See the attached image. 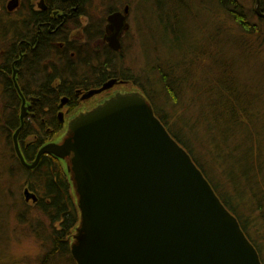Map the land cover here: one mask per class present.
Wrapping results in <instances>:
<instances>
[{
    "label": "trees",
    "instance_id": "1",
    "mask_svg": "<svg viewBox=\"0 0 264 264\" xmlns=\"http://www.w3.org/2000/svg\"><path fill=\"white\" fill-rule=\"evenodd\" d=\"M21 1L24 12L17 25L0 19V232L2 217L10 215L17 203L4 181L6 174L8 179L19 178L23 187L35 194L33 210L48 222V238L35 230L37 238L42 237V242L49 243L40 264H75L69 246L73 229L79 223V213L69 176L63 162L50 155L42 156L34 169L20 165L13 136L21 125L22 100L11 76L14 68L20 72L18 88L24 100L31 102L17 137L25 162L31 164L38 151L62 131L56 118L57 105L66 92L54 82L63 77L64 81H77L83 67L89 66L92 60H85L80 66L70 60L65 70L58 69V50L54 49L55 53L46 57L45 49L52 47L50 43L48 47L43 44L46 42L43 33L37 35L33 31L32 54L19 62L18 49L26 48L27 23L34 21L35 30L48 14L61 9L59 4L74 2L45 0L47 9L43 12L30 6L37 0ZM219 4L235 18L240 29H234L237 37L253 38L264 32V25L258 28L248 21L237 0H221ZM186 6L176 0L152 2L144 16V31L150 35L144 54L145 67L136 74L127 70L125 77L144 95L169 134L189 153L264 264V109L260 106L259 111L255 109L249 83L240 81L242 66L249 64L252 53L257 51V41H251L249 48L245 40L239 47L226 28L218 31L216 27L215 32L208 33L207 40H191L188 53L177 52L176 46L185 33L183 15L193 11ZM260 7L264 8V0H260ZM149 10L159 12L158 22L155 19L154 24L148 22ZM200 34L202 39L206 37L202 27ZM239 48L242 51L237 53ZM115 61L112 59L113 69L119 70L120 65ZM255 88L264 105V90ZM23 212L18 211V216Z\"/></svg>",
    "mask_w": 264,
    "mask_h": 264
},
{
    "label": "water",
    "instance_id": "2",
    "mask_svg": "<svg viewBox=\"0 0 264 264\" xmlns=\"http://www.w3.org/2000/svg\"><path fill=\"white\" fill-rule=\"evenodd\" d=\"M18 5L10 0L7 12ZM254 12L264 18L260 0ZM108 21L114 30L109 46L118 51L124 17L115 13ZM13 80L22 100L21 125L13 136L19 162L34 169L43 155L65 161L79 213L69 246L75 264H261L237 219L141 92L116 93L79 113L29 165L17 142L29 105L14 75ZM23 196L37 200L27 189Z\"/></svg>",
    "mask_w": 264,
    "mask_h": 264
},
{
    "label": "flooded vegetation",
    "instance_id": "3",
    "mask_svg": "<svg viewBox=\"0 0 264 264\" xmlns=\"http://www.w3.org/2000/svg\"><path fill=\"white\" fill-rule=\"evenodd\" d=\"M62 1L64 2V0ZM73 1V3L67 5L59 4L62 10H55L51 14H48V17L42 22L40 21L41 23L38 27H35V30L33 29L34 21H29L25 28V34L28 36L24 40L26 48L24 50L18 49L16 57L19 62H22L23 58L27 59L32 54L31 51L33 46L31 34L35 31L37 35L43 33V37H46V42L43 44H47V46H44L48 47L50 43L52 47V49H45L44 53L46 57L52 56L53 53H55L54 49L58 50V69L64 68L65 70L70 60L77 63L79 66L84 65L85 60H92L90 63L91 69L83 70L79 74L80 79L77 81L71 79L64 81L63 77L61 79L58 78L56 82H54L56 86L64 89L66 92V95L60 99L57 105L56 118L59 121L58 114L61 113L63 123L60 124L62 130L64 124L66 122L68 123L79 113L95 108L117 92L122 93L121 91H123L124 88H128L127 85L129 82L117 73L118 70L113 69L112 59H116L115 63H119L120 65L119 70L123 71L122 59L126 57L123 44L127 40L130 41L134 39L133 27L131 24L133 11L132 0H120L119 6H113L109 3L115 0ZM105 2L109 3L107 4L108 10L104 8V11L99 15L101 12L100 8L102 9V7L105 6ZM21 4L22 1L19 0L18 8L21 7ZM30 6L37 11L44 12L47 9L45 0L31 2ZM16 10L17 8L13 12H16ZM105 11L106 13H104ZM260 12L264 13V8L260 7ZM115 13H119L124 17L122 29L117 36L120 45V50L118 51L112 50L109 46V39L114 35V30L110 28L108 17ZM255 15L257 16L256 13ZM257 17L260 20H264V18ZM140 29H144V21L142 27L141 23L138 26V30ZM51 38L53 40H51ZM102 64H106L107 66L102 67ZM18 73L20 72L14 68L11 78L13 79L14 75L16 83H18ZM62 73L64 74L65 72L62 71ZM111 80L116 81L111 89L88 96V93L99 91ZM12 82L14 85V80ZM124 91H126L124 93L130 92L127 90ZM25 102L30 108V100L25 99Z\"/></svg>",
    "mask_w": 264,
    "mask_h": 264
},
{
    "label": "rangeland",
    "instance_id": "4",
    "mask_svg": "<svg viewBox=\"0 0 264 264\" xmlns=\"http://www.w3.org/2000/svg\"><path fill=\"white\" fill-rule=\"evenodd\" d=\"M9 1L10 0H0V19H8L13 22H17L15 23V25H17L19 20L21 19V14L24 8L20 7L19 9L17 7L16 12L8 13L6 10V5ZM153 1L154 0H132L133 11L131 24L134 32V39L130 41L127 40L123 44L126 57H124L125 59H122V66L124 70H128L134 74L142 71L146 64L144 54L145 48L147 51V44L149 42L148 39L150 35L146 34L144 29L138 30V26L140 25V23L141 27L143 26V21L146 20L144 18L145 11H147L149 6L152 5ZM176 1L179 5H188L186 7L190 6L189 8H192L191 10H193H189L183 15L185 23V33L179 40L178 46H176L177 52L188 53L191 40H207L208 33L215 32L216 27L219 29L218 31H220L222 28H226V30L231 33L233 37L232 39L234 40L233 42L239 45V47L240 43L247 40L250 48L252 46L251 41L255 42L256 39L257 51L255 52L254 50V53H252L249 64L246 63L242 66V69L244 70H242L240 73V81L249 83L248 88L250 89L251 94H253L254 100H252V102L254 101L253 103L255 109L259 111V106L264 109V105L261 104V100H259L258 97L260 96L259 90H256L255 88L257 86L259 89L264 90V32L261 35H258V37L255 35L253 36V38H250V36H246L249 39L244 37L241 39L237 37V34H234V29L237 28L238 31H240V29L238 25H236L235 18L230 16L228 12L225 11L222 6H220L219 2L221 0ZM237 1L243 6V10L248 16V21L254 23L256 26H258V28H263L262 26L264 25V23L260 21V19L256 15L254 16L255 2L253 3L252 0ZM1 3H4L3 7H5V9H3ZM109 3L113 6H119L120 0L111 1ZM109 3L105 2V6L102 7V9L100 8L101 12L99 13V15H101V13L104 11V8H107L108 10L107 4ZM231 9L233 8L231 7ZM252 12H254V14ZM176 14H179V11ZM192 14L196 17L193 18L194 16ZM159 15V12H154V10H152L151 12V10H149V12H147L148 22L154 24V19L156 20V22H158ZM194 20L196 23L194 22ZM200 27H202L204 29V32L206 33V37H204L203 39L201 38L202 35L200 34ZM225 48L229 49L226 45ZM240 51L242 50L239 48L237 53H239ZM232 56H235V54H232ZM90 65L83 67V69L90 70ZM124 70H118L117 73L126 79L125 76L127 75V71ZM252 81H255V83H252ZM130 84L131 83L127 85L128 88H124L121 92H126L124 90L130 92L138 91L137 88H134ZM129 85L133 88H130ZM67 124V122L64 124L63 130L55 136L53 142H57L61 139V137L66 132ZM4 176V181L8 185L9 191L14 197L13 200L17 203L16 209L13 210L10 215H8L7 217H2L3 228L0 232V264H40L42 256L47 250L46 246L49 245V243L42 242V237L37 238L35 236V230H38L40 235L43 234L44 236H46V238H48V222L42 215L33 210V203L31 200H29L28 202L24 200L23 192L26 189L25 187H23V181H21L19 178L8 179L6 174ZM23 203H25V205H23ZM18 211L24 212L23 214L18 216ZM29 237H34L40 243L42 251L35 258L28 255L23 248L24 241Z\"/></svg>",
    "mask_w": 264,
    "mask_h": 264
},
{
    "label": "clouds",
    "instance_id": "5",
    "mask_svg": "<svg viewBox=\"0 0 264 264\" xmlns=\"http://www.w3.org/2000/svg\"><path fill=\"white\" fill-rule=\"evenodd\" d=\"M23 248L33 258L38 256L42 251L40 243L34 237L27 238L23 243Z\"/></svg>",
    "mask_w": 264,
    "mask_h": 264
},
{
    "label": "bare ground",
    "instance_id": "6",
    "mask_svg": "<svg viewBox=\"0 0 264 264\" xmlns=\"http://www.w3.org/2000/svg\"><path fill=\"white\" fill-rule=\"evenodd\" d=\"M145 33H147L146 32V30H145ZM82 70H85V69H82ZM23 126H24V124H23ZM169 133V132H168ZM171 136V135H170ZM172 137V136H171ZM173 138V137H172ZM174 139V138H173ZM175 140V139H174ZM176 141V140H175ZM176 143H178L177 141H176ZM179 144V143H178ZM180 145V144H179ZM181 146V145H180ZM182 147V146H181ZM183 148V147H182ZM184 149V148H183ZM185 150V149H184ZM186 151V150H185ZM187 152V151H186ZM188 153V152H187ZM189 154V153H188ZM43 156H48V155H43ZM50 156H52V155H50ZM42 157V156H41ZM40 157V158H41ZM54 157V156H53ZM56 158V157H55ZM57 159V158H56ZM58 160H60V159H58ZM60 161H62L63 162V164H64V166H65V161H63V160H60ZM32 164V163H31ZM20 165H21V163H20ZM30 165V164H29ZM22 166V165H21ZM23 167V166H22ZM23 168H25V167H23ZM26 169V168H25ZM28 170H31V169H28ZM29 193L30 194H32V195H34L35 196V194H33V193H31L30 191H29ZM73 232H74V229H73Z\"/></svg>",
    "mask_w": 264,
    "mask_h": 264
}]
</instances>
